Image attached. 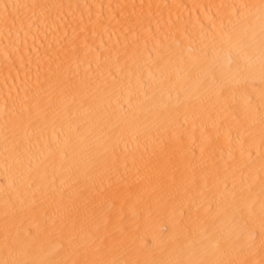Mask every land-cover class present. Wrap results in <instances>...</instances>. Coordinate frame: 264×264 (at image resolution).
Masks as SVG:
<instances>
[{
  "label": "bare ground",
  "instance_id": "6f19581e",
  "mask_svg": "<svg viewBox=\"0 0 264 264\" xmlns=\"http://www.w3.org/2000/svg\"><path fill=\"white\" fill-rule=\"evenodd\" d=\"M0 264H264V0H0Z\"/></svg>",
  "mask_w": 264,
  "mask_h": 264
}]
</instances>
